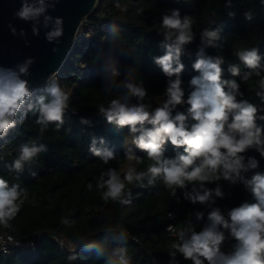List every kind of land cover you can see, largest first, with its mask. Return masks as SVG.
<instances>
[{
    "label": "trees",
    "instance_id": "1",
    "mask_svg": "<svg viewBox=\"0 0 264 264\" xmlns=\"http://www.w3.org/2000/svg\"><path fill=\"white\" fill-rule=\"evenodd\" d=\"M177 10L181 19H191L193 39L178 56L173 53V67L184 65L179 78L185 102L172 108V116H188L186 101L198 87L191 81L202 75L193 65L203 52L212 62L222 60V80L237 82V101L257 107L256 123L264 129L260 119L264 116V0H99L57 75V84L69 97L63 123L49 122L46 127L37 123L41 101L52 99L48 82L16 113L15 126L8 129L7 142L0 149V178L10 188L18 185L21 193L18 211L0 228L28 245L1 255L0 264H194L173 247L181 241L167 231L169 225L193 226L199 233L210 224L214 209L228 219L233 208L257 202L239 179L235 184L223 178L204 182V188L200 182L169 188L162 175L153 177L148 171L154 161L136 143L154 126L145 122L132 132L130 126L108 123L100 111L129 93V83L144 90L140 104L158 108L168 100L169 81L177 76H168L156 61L168 54V45L175 39L166 38L169 30L163 18ZM205 30L215 31L217 37L205 38ZM253 49L260 58L257 68L248 67L237 55ZM233 66L239 68L238 76L231 73ZM186 123L194 121L188 116ZM24 145L41 151L16 169L15 160ZM93 149L111 151L114 156L105 163ZM129 154L135 157V173H144L132 183L124 181ZM180 154H185L183 148L170 141L164 144V159ZM241 155L245 164L249 158L258 161L256 169L241 171L243 177L264 173V156L255 147ZM110 170L124 181L121 199L129 203L103 198L107 187L100 185ZM194 187L201 194L213 190V196L193 203L186 194H195ZM217 187L222 197L215 196ZM174 189L180 193L178 198L173 196ZM175 207L179 213L173 219L170 212ZM220 230L225 235L220 250L229 255L238 241L230 229L221 226ZM60 235L75 244L74 250L55 239Z\"/></svg>",
    "mask_w": 264,
    "mask_h": 264
},
{
    "label": "clouds",
    "instance_id": "2",
    "mask_svg": "<svg viewBox=\"0 0 264 264\" xmlns=\"http://www.w3.org/2000/svg\"><path fill=\"white\" fill-rule=\"evenodd\" d=\"M40 7L29 5L26 0L16 15L24 20L35 19L45 11L44 0H39ZM51 17H45V27L51 21ZM191 19L180 17L179 11H174L171 16L165 15L163 25L169 31L166 38L173 43L168 45V54L158 58L157 63L162 65L163 71L168 76L176 75L174 81H169L167 89L168 100L162 107L150 112L146 105H129L127 100H113L109 108L101 107L100 111L106 116L108 123L115 122L124 127L130 126L132 132L138 131L137 125L145 122L152 124L154 128L147 131L146 137L141 135L136 143L138 147L147 152L148 158L154 163L148 171L153 177H163L164 183L173 186L185 187L186 182H200L204 188V182L217 181L221 178L235 184L237 179L242 180L255 198L256 203H244L233 208L226 219L219 208L209 214L210 224L197 233L191 231L189 238L185 239V232L179 233L181 243L173 245L186 260H192L194 264H264V173L256 172L251 179L241 175V171L247 172L258 167L255 158H249L245 164V157L241 155L248 149L255 147L264 156V129L257 125V107L247 101L238 102L236 99L239 85L235 80H222V60L212 62L211 58H205L203 52L193 65L194 69L202 75L192 79L191 83L198 86L191 92L186 103L188 116L194 121L186 123L188 116L179 113L172 116V108L184 103V91L181 89L179 74L183 72L184 65L181 63L173 67L175 53L181 52L183 45L192 41ZM38 35V30L33 29ZM62 21L56 19L53 31L46 34L48 41L62 35ZM203 36L209 40L215 39V31L205 30ZM55 51V50H54ZM240 60L251 68L259 66V57L255 49L243 50L237 53ZM32 63L31 60L28 61ZM234 76L239 75V68H230ZM21 73L27 72V65L20 68ZM246 79V78H245ZM225 86L228 91H225ZM264 87V81L261 82ZM132 95L143 98L145 92L133 84H127ZM48 91L52 99L48 103L41 101L40 118L37 123L45 127L49 122L63 123L64 110L67 106L68 95L61 87L53 83ZM31 95L28 81L20 78L15 72L7 71L0 73V134H6L7 130L14 127L12 117ZM264 119V116L260 117ZM170 141L176 148H183L185 154H180L174 159H164V144ZM41 151L39 148L24 145L15 160L16 169H20L25 162L32 161ZM95 155L102 157L107 163L113 158L111 151H96ZM128 159H135L131 154ZM107 180L100 185L107 187L103 198L105 200H122L125 189L124 181L132 183L139 180L144 173H135L129 168L122 181L115 170L106 173ZM18 185L9 187L8 182L0 178V224L7 221L18 211L17 201L21 193ZM91 187V185H89ZM195 194L189 195L193 203L207 202L213 196V190H204L203 194L193 188ZM217 197H222L220 187L214 190ZM202 218V214H200ZM224 229H230L231 235L238 241L235 251L229 255L221 252L220 246L225 240Z\"/></svg>",
    "mask_w": 264,
    "mask_h": 264
},
{
    "label": "water",
    "instance_id": "3",
    "mask_svg": "<svg viewBox=\"0 0 264 264\" xmlns=\"http://www.w3.org/2000/svg\"><path fill=\"white\" fill-rule=\"evenodd\" d=\"M98 1L44 0V13L35 19L24 20L16 13L25 0H0V73L15 72L21 79L28 81L31 91V95L25 98L17 112L42 85L61 71L72 52L81 25L95 10ZM26 2L36 7L41 6L39 0ZM46 16L52 18L47 27ZM56 19L62 21L63 32L50 42L46 34L54 30ZM34 28L38 30V35L34 33ZM29 60L32 61L31 64L28 63ZM25 65L27 72L21 73L20 68ZM2 135L0 134V138ZM36 237L37 235L31 241L29 249Z\"/></svg>",
    "mask_w": 264,
    "mask_h": 264
},
{
    "label": "built area",
    "instance_id": "4",
    "mask_svg": "<svg viewBox=\"0 0 264 264\" xmlns=\"http://www.w3.org/2000/svg\"><path fill=\"white\" fill-rule=\"evenodd\" d=\"M57 75L58 74H54L51 77L49 83H51V84L56 83L57 84V78H58ZM7 139H8V130H7L6 134H3L2 137L0 138V149L6 144ZM2 161H3V159H2ZM179 194L180 193L177 189L173 190L174 198H178ZM170 213H171L170 214L171 218H173V219L176 218L178 213H179V208L175 207ZM182 230L185 232V239L190 237L191 231L194 230L195 232H197L195 227L189 226V225L171 224L167 227V231L171 234V236H173L174 238H176L178 240H180L179 233ZM55 239L59 242L63 241L64 243H66L70 247L71 250H74L75 244L73 242H71L69 239H67V238L63 239L62 235L56 236ZM27 247H28L27 244H25L21 240L13 237L6 230L0 228V256L1 255H9L14 249H26Z\"/></svg>",
    "mask_w": 264,
    "mask_h": 264
},
{
    "label": "rangeland",
    "instance_id": "5",
    "mask_svg": "<svg viewBox=\"0 0 264 264\" xmlns=\"http://www.w3.org/2000/svg\"><path fill=\"white\" fill-rule=\"evenodd\" d=\"M84 27H85V26H84V22H83V24L81 25L79 31H82V29H83ZM84 65H85V64H83L82 66H84ZM127 72L130 73V71H127ZM119 100H120L121 103H124L125 100H127L128 104H129L130 106H131V105H139V104H140V103H139V102H140V97L135 96V95H132L130 92L127 93V94H124V95L120 96ZM147 108H148V110H149L150 112H152V111H154V110L157 108V105L152 104V105H149ZM133 165H134V160H133V159L129 160L128 163H127L126 166H125V171H124V173H126L127 170H128L129 168H132V169H133Z\"/></svg>",
    "mask_w": 264,
    "mask_h": 264
}]
</instances>
